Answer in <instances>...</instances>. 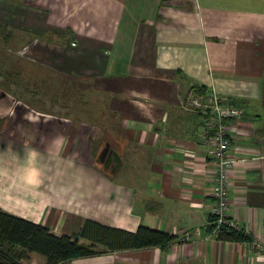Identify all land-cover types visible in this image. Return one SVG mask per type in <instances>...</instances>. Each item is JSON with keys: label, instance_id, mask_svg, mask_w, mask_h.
Wrapping results in <instances>:
<instances>
[{"label": "crops", "instance_id": "0c3cea01", "mask_svg": "<svg viewBox=\"0 0 264 264\" xmlns=\"http://www.w3.org/2000/svg\"><path fill=\"white\" fill-rule=\"evenodd\" d=\"M44 2L49 68L76 77L88 98L61 115L0 97V210L58 237L88 221L177 237L141 249L80 238L98 253L69 264H264V0ZM192 94L244 110L227 122L228 214L249 242L207 227L216 166L204 117L186 104ZM107 142L122 159L115 174L97 161ZM46 262L36 253L22 261Z\"/></svg>", "mask_w": 264, "mask_h": 264}, {"label": "rangeland", "instance_id": "374dc122", "mask_svg": "<svg viewBox=\"0 0 264 264\" xmlns=\"http://www.w3.org/2000/svg\"><path fill=\"white\" fill-rule=\"evenodd\" d=\"M44 3V0H0V97L9 95L29 103L39 102L40 112L64 115L72 104L80 110L79 104L83 106L88 94L76 77L49 68L53 61L48 51L50 44L55 43L49 41L54 36L45 33L49 12L46 4L45 11L42 9ZM63 55L60 58L57 54L60 63L64 61ZM72 86L73 91L66 90ZM71 94L77 102L66 99Z\"/></svg>", "mask_w": 264, "mask_h": 264}, {"label": "trees", "instance_id": "16d2710c", "mask_svg": "<svg viewBox=\"0 0 264 264\" xmlns=\"http://www.w3.org/2000/svg\"><path fill=\"white\" fill-rule=\"evenodd\" d=\"M8 82V81H7ZM212 216L210 221H213ZM93 222H86L81 232L75 236H55L50 230L23 218L0 210V264H23L29 254L36 253L46 259V264H69L78 257L98 253L92 247H84L80 238L108 246L111 249L147 248L165 246L177 239L168 233L140 227L136 233L116 229H89ZM209 229L215 227L209 226ZM218 239L233 242H249L250 237L243 229L222 227Z\"/></svg>", "mask_w": 264, "mask_h": 264}, {"label": "built area", "instance_id": "2783aa9c", "mask_svg": "<svg viewBox=\"0 0 264 264\" xmlns=\"http://www.w3.org/2000/svg\"><path fill=\"white\" fill-rule=\"evenodd\" d=\"M189 109L203 115L204 138L206 144L211 147L213 161L216 166V175L214 180L213 198L215 200L212 216L207 227H215L213 234L218 236L222 227L234 230L241 228L229 218L230 199L229 174L235 165V160L230 157L231 140L229 136V127L227 122L240 119L244 115L241 107L225 104L213 94L190 95L186 100ZM189 239L185 235L181 240Z\"/></svg>", "mask_w": 264, "mask_h": 264}, {"label": "water", "instance_id": "95a60500", "mask_svg": "<svg viewBox=\"0 0 264 264\" xmlns=\"http://www.w3.org/2000/svg\"><path fill=\"white\" fill-rule=\"evenodd\" d=\"M97 161L102 164L105 169H111L112 174H115L122 164L120 155L111 148V144L109 142L105 144V147L99 154Z\"/></svg>", "mask_w": 264, "mask_h": 264}, {"label": "clouds", "instance_id": "9594fccd", "mask_svg": "<svg viewBox=\"0 0 264 264\" xmlns=\"http://www.w3.org/2000/svg\"><path fill=\"white\" fill-rule=\"evenodd\" d=\"M35 155H36V154H35L34 152L31 154V156H32L33 158L35 157Z\"/></svg>", "mask_w": 264, "mask_h": 264}]
</instances>
